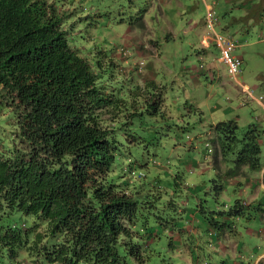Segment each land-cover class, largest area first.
Returning a JSON list of instances; mask_svg holds the SVG:
<instances>
[{
	"label": "trees",
	"instance_id": "trees-1",
	"mask_svg": "<svg viewBox=\"0 0 264 264\" xmlns=\"http://www.w3.org/2000/svg\"><path fill=\"white\" fill-rule=\"evenodd\" d=\"M74 4L0 0V93L16 126L13 145L0 146V262L185 264L177 249L192 244L189 236L179 233L177 245L168 236L177 252L164 250L148 221L137 222L141 195L156 208L163 190L152 192L148 181H120L115 173L117 158L140 143L132 124L161 109L165 85L146 76L140 81L131 70L119 75L118 60L83 49L71 29L76 21L67 18ZM211 126L203 155L211 153L215 173L208 186L216 198L228 177L261 169L264 128L234 118ZM196 198V209L216 231L226 225L224 217L246 210L240 197L221 210Z\"/></svg>",
	"mask_w": 264,
	"mask_h": 264
},
{
	"label": "rangeland",
	"instance_id": "rangeland-1",
	"mask_svg": "<svg viewBox=\"0 0 264 264\" xmlns=\"http://www.w3.org/2000/svg\"><path fill=\"white\" fill-rule=\"evenodd\" d=\"M168 1L165 6L159 0H75L74 10L67 18L76 21V27H71V29L77 32L76 41L83 46V49L87 48L93 53L103 50L107 56L110 55L114 60L119 61L117 66H120V70L117 68V74L126 76L129 74L127 71L131 70V72H135L133 76L139 78L140 81H143L145 76V57L154 58V55L156 58L158 48L153 44V41L157 40L160 43V61L155 59L157 62L151 63V66L154 65L155 68L149 69L157 70V80H161L165 85L161 109L152 114L144 113L135 119L132 131L138 135L140 143L135 146L130 145L124 159L119 158L118 160L117 158L116 166L118 167L116 170L118 172L115 173L123 176L118 178L120 181L131 179L146 183L148 181L152 184L150 185L152 192L157 193L158 190H163L160 197L153 202L156 204V208L151 207L145 201L142 203L141 195L137 222L141 225L143 220L148 221L153 236L158 242L164 243V250L176 251L175 246H168L167 239L172 235L175 237L174 240H177V235L180 233L182 238L189 236L188 238L192 241V244H189L188 240L186 243H181L180 239L177 240V243H173L174 245L181 243L177 250H180L182 255L180 258H184L185 264H222L227 258L222 256V251H217L215 244V241L218 242L216 237H220L221 230L209 232L207 226L200 222L202 218L194 219L192 213L196 212L197 217H202L196 209L200 201L196 196L201 198V203L205 208L221 210L232 205L236 194L231 187H228L216 198L213 196L208 184L214 176V170L210 167L206 168L207 157L203 155L204 149L207 148L205 144L207 139L199 141L195 148H189V137L200 130H205L211 121L227 118L226 116H217L221 108L216 111L215 108H212L216 101H219L221 105H230L233 107L232 112L239 113L241 117L245 110L243 106L248 105H237L230 89H223L217 81H210L203 77L201 84L193 85L187 80V76H185L187 73L181 68V56L189 52L190 48L186 45V36L182 31L180 19L182 17L186 20L189 11L182 8L181 12H176V8L180 5L176 4V0ZM181 1L186 3L187 0ZM189 2L194 4L197 0ZM210 3L214 8V2L210 1ZM140 12L143 13L142 23H139L137 18ZM219 13L215 11L216 15ZM120 16H125V19H119ZM170 24L173 28L178 29V31L174 30L173 37L170 36L172 33L169 34ZM260 24L264 27V18ZM216 26L220 31L218 24ZM221 31L227 33L224 30ZM259 44L261 45H254V48L256 51L263 52L264 43ZM250 51L247 47L239 49V54L244 56L242 78L246 83H250L247 76L249 68L261 62L258 59L249 61L247 55L252 52ZM254 54L257 55L258 52ZM97 55L99 56V54ZM193 63L198 65L196 60ZM183 65H187V63ZM223 79L230 88H233L230 78L224 76ZM182 80L186 83L182 82L183 84L179 86L178 84ZM261 85L264 88V81ZM184 88L186 91H190L195 99L205 103L201 109L203 113L196 114V117L200 114L202 124H199V118L197 121L193 118L194 112H187L185 109V104H183L185 101ZM228 97L230 99L233 97V99L230 101ZM215 114L216 116H214ZM238 123L246 124V122L240 121ZM15 127L11 109L3 101L0 93V146L11 147L13 145ZM261 154L262 161H264V139L261 144ZM192 158L201 162L197 167V172L190 171V166H187ZM124 163L127 165L125 171L122 170ZM115 173H113L114 176H117ZM176 175H179L181 182L178 181L179 177ZM232 222L234 228L230 232L234 233L236 239L243 243L239 250L235 249L233 252L227 250L232 255L228 257V261L231 264H238L242 261L243 264H247L250 262L248 260L252 258L246 253H250L251 248L257 244L250 230H258L261 226L263 227L264 216L262 219L254 210L248 209L239 219H232ZM175 224L186 229L179 230V232ZM158 234H160L159 239ZM262 234L264 235V231ZM258 242L259 251L264 250V237ZM0 264H7L4 258Z\"/></svg>",
	"mask_w": 264,
	"mask_h": 264
},
{
	"label": "crops",
	"instance_id": "crops-1",
	"mask_svg": "<svg viewBox=\"0 0 264 264\" xmlns=\"http://www.w3.org/2000/svg\"><path fill=\"white\" fill-rule=\"evenodd\" d=\"M165 6L168 4V0H159ZM191 0H187L186 3L181 0H176V4H178V8H176V12H181L182 8H185L189 11L188 17L184 20L182 17L180 19V23L182 26V31L185 34V42L188 48H190L189 52L184 53L181 56L182 60V70H184L187 74V80L190 81L193 85L201 84V79L203 77L207 78L210 81H217L220 84V87L223 89H230L233 93L235 102L237 105H248L243 106V115L239 113L232 112V108L230 105H221L219 101H216L212 108L216 109L221 108L220 112L217 113V116H226L227 118H234L238 122H253L257 126L264 128V88L262 87L261 83L264 81V51H256L254 45H261L259 43H264V27L260 24V21L264 18V0H210L215 4V11L220 12L218 15V28L219 30H224L227 33L233 34L240 42H241V50L242 47H247L250 49L251 53L248 54L249 56L247 59L250 60H261L260 64H256L249 68V72H247V76L250 80V83H246L243 78V86L235 84L232 82L227 74L225 64L219 60L218 58V49L214 45L213 42L207 41L203 43L202 40L206 34V24L204 21V11L205 5L209 4V0H197L196 3L190 4ZM211 4V3H210ZM223 13V16H222ZM149 25V24H148ZM172 27V24H170ZM224 25L225 27H223ZM169 27V34L171 37L174 36V30L178 31L176 28ZM217 28V26H216ZM153 44L158 48L156 52V58L146 56L145 58V76L148 78H154L158 84L164 85L161 80H157V70L151 71L150 69L154 67L151 66V63H155V59H159L161 56L160 52V43L157 40L153 41ZM239 48V49H240ZM239 49L236 50V53L239 54ZM255 50V51H254ZM254 51V52H253ZM260 55H255L257 53ZM190 53V54H189ZM242 58V63L244 61L243 54H239ZM197 61L198 65L194 64L193 61ZM187 65H183L185 63ZM199 63H202L203 66H200ZM150 68V69H149ZM155 68V67H154ZM184 76V77H185ZM226 76L233 88H230L227 82L223 79ZM178 79V78H177ZM182 82L186 83L185 81H180L179 86L183 84ZM248 88L251 90V95H248L244 89ZM184 96L185 104L184 107L187 112H194L193 115L194 119L197 121L199 118L200 123L202 124L200 114L203 113L201 110L203 105L205 104L203 101L195 99L191 94L190 91H186L184 88ZM230 99V97H228ZM233 99V97H232ZM230 99V101L232 100ZM236 105V106H237ZM247 107V108H246ZM200 113L198 117H196L197 113ZM216 116V114L214 115ZM232 116V117H228ZM220 118V117H219ZM242 120V121H241ZM216 121H211L205 130H200L193 136L189 138V148H195L199 141L204 139H208V135L210 134L211 124L215 123ZM188 137V135H187ZM264 139V132L262 133V142ZM205 150V149H204ZM203 158V155H202ZM262 160V154H261ZM201 163L199 160L192 158L187 163L189 170L192 172H197V167ZM203 163H205L203 161ZM206 168H212L215 173V169L212 167L211 163V156L208 155L207 162L205 163ZM204 167V165H203ZM231 187L236 194V197L242 198V202L245 204V211L247 212L248 209H252L256 212L260 218L263 219L264 216V161H262V167L259 171H251L244 175L228 177L226 180V188ZM194 215V219L202 218L197 217L196 212L192 213ZM241 215H237L235 217H224V221H226V225L220 231V237H216L218 242L215 241L217 246V251H222L225 258L222 264H231L228 261V257L232 256L230 252H227L229 249L230 251H234L235 249L242 248V241L236 239L234 233H231L232 228H234V223L232 219H239ZM200 222L207 226V230L209 232L215 231L210 224L202 218ZM198 229V227H197ZM262 230V231H261ZM251 235L253 239L256 240L254 248H251L249 256L252 258L247 264H264V250L259 251L260 246L258 240L264 237L262 234L264 231V226L259 228L258 230L251 229ZM217 232V231H216ZM245 235V233H242ZM247 234V233H246ZM214 237V236H213ZM208 242V241H207ZM195 244L197 242L195 241ZM232 245V246H231ZM231 247V248H230ZM218 248H220L218 250ZM235 264V263H234ZM243 264V261L238 263Z\"/></svg>",
	"mask_w": 264,
	"mask_h": 264
},
{
	"label": "built area",
	"instance_id": "built-area-1",
	"mask_svg": "<svg viewBox=\"0 0 264 264\" xmlns=\"http://www.w3.org/2000/svg\"><path fill=\"white\" fill-rule=\"evenodd\" d=\"M204 21L207 29L202 42L206 43L207 40L214 43L218 49V58L225 64L230 80L235 84L243 86L242 58L236 53V50L241 46V42L233 34L217 30L218 16L215 14V9L210 3L205 5ZM199 64L203 66L202 63ZM244 90L248 95H251L250 89L246 88ZM208 142L207 140L205 144H208Z\"/></svg>",
	"mask_w": 264,
	"mask_h": 264
}]
</instances>
